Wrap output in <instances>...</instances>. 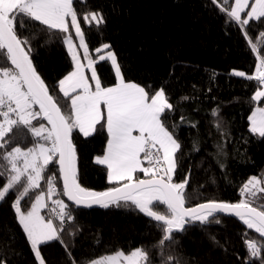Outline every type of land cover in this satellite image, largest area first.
<instances>
[{"label": "trees", "instance_id": "obj_1", "mask_svg": "<svg viewBox=\"0 0 264 264\" xmlns=\"http://www.w3.org/2000/svg\"><path fill=\"white\" fill-rule=\"evenodd\" d=\"M224 6V0H217L215 5L211 0H73L89 52L96 56L99 47L108 45L125 81L141 85L150 95L163 88L174 106L164 123L169 131L178 125L174 136L181 149L176 154L179 163L173 182L188 179L186 207L210 200L237 203L244 182L252 176L264 177V137L250 132L248 119L253 108L264 102V98L251 99L262 86L246 78L254 75L257 55H264V51H251L252 42L262 41L264 22L252 21L245 26L246 37L245 29L220 10ZM90 12L99 13L103 23L89 22L91 17L86 20ZM68 23V33L45 31L39 40L25 45L26 50L31 47L34 67L66 114L70 101H65L59 92L58 82L73 69L63 43L65 35L75 39L70 19ZM28 37L27 31L21 34L22 39ZM95 71L103 87L116 82L107 59L97 60ZM235 71L244 72L245 77L235 76ZM213 109L216 116L212 115ZM181 116L186 118L184 122L180 121ZM40 122L47 124L45 120ZM72 142L82 187L100 192L117 185L108 182L107 167L95 163L106 148L105 128L97 125V131L89 137L74 129ZM17 143L22 148L33 146L29 136L25 141H12L0 153L10 151ZM5 163L0 161V172ZM49 176L56 177V192L64 198L58 168L50 166L40 187L21 202L22 211L26 212L35 196L45 189ZM144 177L143 173L135 175V179ZM5 182L0 178V187ZM15 199L13 190L0 201V259H6L7 264H39L11 207ZM66 205L74 219L65 220L63 230L55 213L49 207L43 210L45 217L52 214L60 236L59 240L40 246L45 264H72L69 252L78 264H84L85 259L117 251L130 253L140 247L149 252L151 264H169V255L180 264H248L245 240L264 242L238 218L219 214L221 223L190 225L186 231L175 232V242L161 250L158 241L162 232L157 222L134 206L85 209L67 201ZM155 210L165 212L166 206L158 205ZM262 259L264 252L252 264H261Z\"/></svg>", "mask_w": 264, "mask_h": 264}, {"label": "snow or ice", "instance_id": "obj_2", "mask_svg": "<svg viewBox=\"0 0 264 264\" xmlns=\"http://www.w3.org/2000/svg\"><path fill=\"white\" fill-rule=\"evenodd\" d=\"M211 3L215 5L217 0H211ZM224 5L220 10L242 29L250 26L252 21L264 22V0H255L250 5L249 0H235L234 6L230 0H224ZM247 7L250 11L245 12ZM242 13L247 18H242ZM69 17L71 28L75 29L80 41L79 46L84 49V59L92 68L94 61L88 56L73 0H0V149L7 148L12 141H25L29 136L33 141V146L26 150L17 143L10 151L0 153V161L6 162L4 171L0 172V178L6 179L0 187V201L15 190L16 199L11 207L35 260L45 264L40 246L59 240V231L52 219L45 221L40 215V209L45 207L44 193L36 195L27 212L22 211L21 202L33 189L40 187L46 170L56 165L63 183L62 194L68 201L83 207L134 206L157 222L156 226L162 232L158 241L161 250L169 242H175V232L186 231L190 225L221 223L217 218L219 214L235 216L247 229H253L264 238V195H261L264 194V177L252 176L244 182L240 189L241 199L237 203L210 200L194 207L185 206L188 199L185 189L189 181L186 178L180 183L173 182L179 163L176 154L181 149L174 136L178 125L169 131L164 123L166 114L174 111V106L168 102L163 88L150 95L144 87L125 82L111 51L100 59L111 61L116 83L103 87L93 69V90L83 74L85 66L75 50L73 37H63L75 67L58 82L59 92L65 101H70V111L67 114L62 111L60 103L50 94L49 87L30 59L31 47L26 50L25 45H29L31 40H39L45 31L68 33ZM88 17H91L89 22L103 23L99 13L90 12L85 19L88 20ZM25 31L29 32V37L22 39L21 34ZM245 35L247 37L246 29ZM103 47L107 49L108 45ZM251 51H264V33L262 41L251 43ZM256 59L255 75L246 78L264 86V57L257 55ZM233 74L245 77L244 72L235 71ZM261 98H264V90L256 91L251 99L258 101ZM212 115H217L216 109H213ZM185 119L180 117L181 122ZM248 119L250 132L264 137V108H256ZM43 120L50 127L40 122ZM97 125L106 127L108 140L103 156L96 157L95 163L106 165L108 182L119 185L103 192L90 191L81 186L76 149L72 142L74 129L89 137L97 131ZM145 162L148 166H143ZM136 173H143L148 178L135 179ZM55 181V176L47 177V199L56 194ZM53 203L59 209L54 212L61 221L60 230H63L64 221H73L74 217L66 211L68 205L63 200L57 199ZM158 205L166 206V211L155 210ZM61 243L64 242L61 240ZM245 245L249 252L248 264H252L253 259L264 252V242L258 244L255 240H245ZM65 251H68L66 245ZM68 255L72 264H78L70 252ZM167 260L169 264H180L171 255ZM0 264H7L6 259H0ZM84 264H151V260L149 252L140 247L128 254L117 251L95 260L85 259ZM261 264H264V259Z\"/></svg>", "mask_w": 264, "mask_h": 264}, {"label": "rangeland", "instance_id": "obj_3", "mask_svg": "<svg viewBox=\"0 0 264 264\" xmlns=\"http://www.w3.org/2000/svg\"><path fill=\"white\" fill-rule=\"evenodd\" d=\"M71 21V20H70ZM74 34H75V39H73V43H74V45L76 46V52H77V54H78V56L80 57V62L85 66L84 67V69H83V74H84V76L86 77V79H88V81H90L89 80V78L92 76V70L94 69L95 70V62L97 61V60H101L100 59V57L101 56H106L107 55V52L108 51H111L113 54H114V52H113V50H111V49H105L103 46L104 45H102L101 47H99L98 49L100 50V51H97L96 50V56H93L90 52H89V50H88V56H89V58L90 59H92L93 61H94V63H93V65H92V68H89L88 67V60H85L84 59V49L82 48V47H80L79 45H80V41H79V39L76 37V33H75V29H74ZM86 44V43H85ZM88 48V47H87ZM68 50V49H67ZM115 55V54H114ZM116 57V56H115ZM110 63H111V61L110 60H108ZM111 65H112V63H111ZM74 67H75V65L73 64V69H72V71L74 70ZM113 70H114V72H115V69L113 68ZM125 82H129V81H125ZM132 83H135V82H132ZM89 84H90V82H89ZM137 84V83H136ZM139 85V84H138ZM139 86H141V85H139ZM108 87V86H107ZM109 87H111V86H109ZM142 87V86H141ZM264 87L262 86L261 88H259V89H257L256 91H258V90H264L263 89ZM255 91V92H256ZM255 94V93H254ZM256 108H264V102L261 104V105H256L254 108H253V110H252V112L256 109ZM252 112H251V114H252ZM42 123H44L45 124V126L46 127H49L45 122H42ZM36 125L38 126V123H36ZM105 130H106V127H105ZM106 132H107V130H106ZM107 140H108V135H107ZM106 148H107V142H106ZM106 148H105V150H106ZM22 149H27V148H22ZM103 156V155H102ZM96 160V159H95ZM143 166H147L146 165V163H144V165ZM47 183H46V187H45V189L44 190H42L40 193H44L45 194V207H43V208H41L40 209V215L41 216H43L44 218H45V221H47L48 219H52L53 220V217H52V214H49V217H45V215H44V213H43V210L45 209V208H50V211H51V213H55L56 211H58V208L56 207V205L53 203V201L54 200H57V199H59V200H63L64 201V203L66 204V201H65V199L59 194V193H57L56 192V194L52 197V199H47ZM39 193V194H40ZM36 197V196H35ZM35 201V198L33 199V201L31 202V204L33 203ZM30 208H31V205H30V207H29V209L28 210H30ZM27 210V211H28ZM54 210H55V212H54ZM26 211V212H27ZM53 224H54V226H56L55 225V222H54V220H53Z\"/></svg>", "mask_w": 264, "mask_h": 264}, {"label": "crops", "instance_id": "obj_4", "mask_svg": "<svg viewBox=\"0 0 264 264\" xmlns=\"http://www.w3.org/2000/svg\"><path fill=\"white\" fill-rule=\"evenodd\" d=\"M255 2V0H249V5L251 4V3H254ZM234 4H235V0H233V4H232V6H234ZM247 11H250V7H247L246 9H245V12H247ZM243 14V13H242ZM242 14H241V16H242ZM242 18H247L246 16H244V17H242ZM67 19H70L71 20V18L69 17V18H67ZM65 47H66V49H67V45H65ZM68 51V50H67ZM69 53V52H68ZM70 55V54H69ZM71 56V55H70ZM262 57H264V55H262ZM72 71V70H71ZM70 71V72H71ZM256 71V70H255ZM254 75H255V72H254ZM64 78V77H63ZM62 78V79H63ZM98 78V77H97ZM89 82H90V85H91V87H92V89L94 90V88H95V82L91 79V77L89 78ZM116 83V82H115ZM115 83L113 84V85H111V86H114L115 85ZM109 87V86H108ZM264 87V86H263ZM264 89V88H263ZM250 115H251V113H250ZM249 128H250V122H249ZM106 166V165H105ZM136 175V174H135ZM134 178H135V176H134ZM108 179V178H107ZM111 254H114V253H111ZM125 254H128V253H125ZM107 255H110V254H107ZM103 256H106V255H103ZM103 256H101V257H103ZM98 258H100V257H98ZM98 258H96V259H98ZM93 260H95V259H93Z\"/></svg>", "mask_w": 264, "mask_h": 264}, {"label": "water", "instance_id": "obj_5", "mask_svg": "<svg viewBox=\"0 0 264 264\" xmlns=\"http://www.w3.org/2000/svg\"><path fill=\"white\" fill-rule=\"evenodd\" d=\"M36 108L38 109V106H36ZM46 121V120H45ZM47 122V121H46ZM49 127H50V125H48ZM57 166V168H58V165H56ZM148 177H144V178H137V179H147ZM60 182H61V187H62V189H63V183H62V180H60ZM116 186H119V185H116ZM116 186H113V187H116ZM110 188H112V187H110ZM109 189V188H108ZM108 189H106V190H104V191H107ZM100 192H103V191H100ZM64 198H65V200L67 201V202H69L70 204H72L73 206H75V207H79V208H85V209H88V208H94V207H99L98 205H93V206H91V207H83V206H76L73 202H71V201H68V199H67V197L66 196H64ZM205 203V202H204ZM198 205V204H197ZM194 206H196V205H194ZM194 206H191V207H194ZM221 215H224V214H221ZM225 216H229V215H225ZM235 217V216H234Z\"/></svg>", "mask_w": 264, "mask_h": 264}]
</instances>
